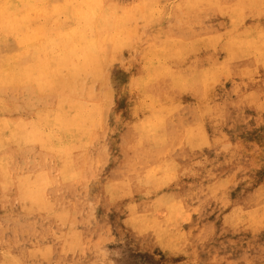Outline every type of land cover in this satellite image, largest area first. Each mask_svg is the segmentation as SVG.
Listing matches in <instances>:
<instances>
[{
	"label": "clouds",
	"instance_id": "clouds-1",
	"mask_svg": "<svg viewBox=\"0 0 264 264\" xmlns=\"http://www.w3.org/2000/svg\"><path fill=\"white\" fill-rule=\"evenodd\" d=\"M62 7L69 18L73 8L85 13L75 52L46 67L31 52L9 57L0 67V108L10 91L32 96L49 129L42 142L67 145L81 177L98 176V192L119 173L125 198L117 212L134 231L149 232L161 208L190 213L188 233L174 212L164 214L168 240H181L177 264H244L213 256L264 245V0H76ZM20 8L0 0V30L22 28ZM121 70L122 104L113 116L110 80ZM229 140L236 148L225 156L221 143ZM226 194L239 203L258 197L260 208L219 234L202 231Z\"/></svg>",
	"mask_w": 264,
	"mask_h": 264
},
{
	"label": "rangeland",
	"instance_id": "rangeland-1",
	"mask_svg": "<svg viewBox=\"0 0 264 264\" xmlns=\"http://www.w3.org/2000/svg\"><path fill=\"white\" fill-rule=\"evenodd\" d=\"M32 1L33 7L37 10L33 8L31 13L33 32L30 52L34 55L35 61L39 57L37 64L40 63L42 67H46L50 60L58 61L63 57L61 51L56 48L57 42H60L61 38L64 39L61 34L79 30L82 19L77 13V8L71 10L69 18L67 10L62 7L67 3L76 2V0ZM39 25L40 27H38ZM36 26L40 28L42 35L40 32L38 33L41 37L34 35L38 31ZM14 43L4 41V44L0 45V49H2L0 58L12 57L16 53L22 52ZM75 45H69L64 55H69L70 50H76ZM72 53L74 52L72 51ZM41 57L45 61L40 59ZM123 81L122 70L114 73L110 80L116 105L113 109V116L119 113L122 104ZM33 99L31 96V106L29 104L28 108H24L20 104L22 98L16 100L13 98L12 102V115L16 119V124L26 121L27 125L20 134L17 132L16 145L14 144L15 146L11 149L13 170L11 173L8 172L6 179L3 177L5 173L0 166V264H177V260L183 255L179 251L181 240L179 236L174 242L168 240L169 237L165 230L170 229L171 225L164 214L175 213L180 222L182 233L190 231L193 216L178 206L171 210L161 208V215L156 217L158 224L149 232L142 235L125 226L123 224L125 217L117 212V208L120 207L119 201L125 198V194L120 190L122 176L115 173L105 186L104 194L98 192L95 183H93L98 179V176L91 180L79 177V175L81 176L79 166L72 160V151L69 152L71 149L67 145H64V148L59 141L50 142V144L42 142L44 132L49 129L41 127L40 116L36 114L38 110L34 107ZM68 99L69 103L73 102L72 98ZM57 103L60 101L57 100ZM82 103H87V101H82ZM47 110V108L44 109L45 113ZM38 123L39 125H37ZM34 143L36 144L34 145ZM235 148L236 146L230 140L221 143V152L225 156L234 154ZM105 151L107 152V149ZM4 152L0 150V164L7 159V153ZM104 162L106 163V160ZM96 163L100 164L99 158ZM193 163L197 164L198 162L193 161ZM234 175H238V173ZM9 177L11 178V188L10 186L5 188L4 184L9 185V183H5ZM238 184L239 181L236 180L230 187H236ZM22 193L28 194L29 198H24ZM27 199L30 201H26ZM28 204L30 205L28 206ZM217 207L219 208L217 213L200 223L202 231L211 233L217 228V234H219V230H222L223 226L235 227L241 224L244 218L255 215L260 205L258 197L250 198L245 203H239L232 195L226 194L217 202ZM130 209L135 210L133 206H130ZM121 211L123 210L121 209ZM140 211L142 212L143 208ZM256 232L258 236L261 235L258 227ZM249 237L251 238V233H249ZM243 247L245 249L243 256H240L239 253L221 254L219 257L214 255L213 261L216 259L234 262L243 260L244 264H257V261L264 260V245L259 241L254 244L245 243ZM31 251L34 254H31ZM46 252H49L48 255Z\"/></svg>",
	"mask_w": 264,
	"mask_h": 264
},
{
	"label": "bare ground",
	"instance_id": "bare-ground-1",
	"mask_svg": "<svg viewBox=\"0 0 264 264\" xmlns=\"http://www.w3.org/2000/svg\"><path fill=\"white\" fill-rule=\"evenodd\" d=\"M36 1V0H35ZM39 1V0H38ZM73 1V0H72ZM15 3H18L20 4L21 8L19 9V15H18V18H17V23L19 25L22 26V28H17V27H11L9 28L7 31H3V30H0V40H3L5 42H12L14 43V45L18 46L19 49L22 51V52H30V47H31V42H32V32H33V28H32V19H31V13H32V9L34 8L33 7V1L32 0H14ZM74 2V1H73ZM40 5V4H39ZM41 5H43L41 3ZM40 5V6H41ZM44 6V5H43ZM37 7V6H36ZM36 9V8H34ZM37 10V9H36ZM43 10V9H42ZM75 10V8H74ZM77 13L79 15V17L82 19H84L85 17V13L81 10V9H77ZM40 11V10H39ZM38 11V12H39ZM76 13V12H75ZM73 17V16H72ZM81 21V20H80ZM39 22V21H38ZM38 22H37V25H38ZM79 23V22H77ZM35 24V23H34ZM75 25V24H74ZM81 26V25H80ZM79 26V27H80ZM37 27V26H36ZM40 27V25L38 26ZM37 27V28H38ZM36 29V28H35ZM40 28H38L37 32L34 33V35H38V37L40 36V34L38 32H40L39 30ZM81 29V27H80ZM80 29L77 30V31H69L68 33L66 32L65 34H61L64 39L61 38V41L60 42H57V47L60 51H61V56H65V52H67L66 50L69 48V45L72 46V44H76L75 46L77 47V44H78V41H79V32H80ZM43 30V28H42ZM41 33V32H40ZM44 33V32H43ZM46 34V33H45ZM42 35V33H41ZM58 35V34H57ZM59 35V36H61ZM36 37V36H35ZM41 37V36H40ZM45 37V36H44ZM47 37V36H46ZM37 38V37H36ZM56 38V37H54ZM14 41V42H13ZM54 41V40H53ZM56 42V41H54ZM48 44V43H47ZM52 44V42H51ZM55 45V44H53ZM52 45V46H53ZM49 46V45H48ZM47 46V47H48ZM35 48V47H34ZM67 48V49H66ZM37 49V48H36ZM43 49V48H42ZM54 49V48H53ZM52 49V51L54 52V50ZM40 50V49H39ZM70 50V49H69ZM36 51V50H35ZM42 51V50H41ZM71 51V52H70ZM69 53L71 54L72 51L75 52V50H70ZM40 52V51H39ZM38 52V53H39ZM58 54V53H57ZM56 54V55H57ZM60 54V53H59ZM67 54V53H66ZM69 54V55H70ZM54 55V54H53ZM53 55H52V58H53ZM34 56V55H33ZM38 56H41V55H38ZM59 56V55H58ZM37 58V56H35ZM9 57H4V58H0V67H6L7 65V59ZM39 58V57H38ZM38 58L36 59L38 61ZM45 58V57H44ZM55 58V57H54ZM42 59V57L40 58ZM39 59V60H40ZM58 59V58H57ZM45 61V59H42ZM40 60V61H42ZM37 61H35L37 63ZM39 63V62H38ZM40 64V63H39ZM43 64V63H42ZM41 65V64H40ZM42 66V65H41ZM30 70V69H28ZM13 98L14 100L18 99V98H22V100H20V104L22 105V107L24 108H28L30 102H31V96L28 94V93H21L19 95H16V96H13V94L11 93V91L5 95L3 97V100L5 102V105H6V108H0V150L1 151H5L4 153H7V159L5 160L4 163L0 164V166H2V171L5 173L4 174V178L6 179V175H8L9 173L12 172L13 170V165H12V160H13V153L11 154V149H13V147L16 145L15 144V140L16 137H17V134L21 133L23 129L26 128V125H27V122L26 121H21L19 122L18 124H16V119L13 117L12 115V102H13ZM69 100V99H68ZM71 100V99H70ZM34 101V99H33ZM69 102V101H68ZM31 106V104H30ZM15 109V108H14ZM37 114V113H36ZM40 119V118H39ZM24 120V119H23ZM38 120V119H36ZM35 120V121H36ZM19 121V120H18ZM39 125V123L37 124ZM36 127V126H35ZM38 128V127H37ZM41 128V127H40ZM18 132V133H17ZM22 139V137H20ZM35 138V136H34ZM25 140V139H24ZM56 142V141H55ZM58 142V141H57ZM29 143V142H28ZM31 143V142H30ZM15 144V145H14ZM21 144V143H20ZM36 143H34L35 145ZM50 144V143H49ZM27 145V144H26ZM19 146V144H18ZM64 146V145H63ZM66 146V145H65ZM64 146V148H65ZM60 147V146H59ZM69 149V148H68ZM48 152V150H46ZM55 151V150H54ZM62 151V150H61ZM71 150H69L70 152ZM65 152V151H64ZM106 152V151H105ZM67 153V152H66ZM107 153V152H106ZM18 154V153H17ZM62 154V153H61ZM4 155V154H3ZM2 155V156H3ZM24 157V156H23ZM39 157V156H37ZM49 157V156H48ZM29 158V157H28ZM42 158V157H41ZM37 160V159H36ZM40 160V159H39ZM43 160V158H42ZM44 161V160H43ZM37 162V161H36ZM46 162V161H45ZM49 162V161H48ZM47 162V163H48ZM60 163V162H59ZM14 164V162H13ZM38 164V162H37ZM58 164V163H57ZM56 164V166H57ZM31 165V164H30ZM43 165V164H42ZM37 166V165H36ZM39 166V165H38ZM29 168V167H28ZM76 168V166H75ZM66 169V168H65ZM35 170V169H34ZM20 171V170H19ZM9 172V173H8ZM24 172V171H23ZM54 172V171H53ZM59 172V171H58ZM76 173H79V171ZM80 174V173H79ZM12 176V175H11ZM78 176V175H77ZM46 177V176H45ZM44 177V178H45ZM79 177H81L79 175ZM2 178V177H1ZM31 179V178H30ZM56 180V179H55ZM86 180V179H85ZM91 180V179H90ZM77 181V180H76ZM88 181V180H87ZM5 183H9V185H5L4 184V187L5 188H8L10 186L11 188V178H7V181ZM64 183V182H63ZM66 183V182H65ZM16 184V182H15ZM50 184V183H48ZM74 184V183H73ZM25 185V184H24ZM60 185V184H59ZM58 185V186H59ZM26 186V185H25ZM75 186V185H74ZM110 186H111V183H110ZM64 188V187H63ZM82 188V187H81ZM78 189V188H77ZM6 192V191H5ZM113 192V191H112ZM10 193V192H9ZM12 193V192H11ZM7 194V193H6ZM104 194V193H103ZM14 195V194H13ZM23 197L24 198H29L26 194V193H22ZM108 196V195H107ZM115 196V195H114ZM11 197V196H10ZM50 197V196H49ZM47 198V197H46ZM64 198V197H63ZM16 200V199H15ZM55 200V199H54ZM78 200V199H77ZM26 201H30L29 199H27ZM25 201V202H26ZM118 201V200H117ZM77 202V201H76ZM16 203V202H15ZM56 203V202H55ZM59 203V202H58ZM48 204H50L48 202ZM47 204V205H48ZM77 204V203H76ZM6 205V204H5ZM9 205V204H8ZM11 205V203H10ZM26 205V204H25ZM30 204H28L29 206ZM51 205V204H50ZM49 205V206H50ZM57 205V204H56ZM1 206V204H0ZM17 207V206H16ZM35 207V206H34ZM61 207V206H60ZM65 207V206H64ZM63 207V209H64ZM2 208V207H1ZM56 208V206H55ZM47 210V208H45ZM53 209V208H52ZM5 210V209H4ZM36 210V209H34ZM33 210V211H34ZM44 210V209H43ZM39 211V210H38ZM54 211V209H53ZM40 212V211H39ZM38 212V213H39ZM46 212V211H45ZM36 213V212H35ZM37 214V213H36ZM70 215V214H69ZM12 216V215H11ZM15 216V215H14ZM17 216V215H16ZM44 217V216H43ZM76 217V216H74ZM16 220V219H15ZM58 220V219H57ZM75 220V219H74ZM62 221V220H61ZM46 222V221H45ZM75 222V221H74ZM69 223V222H68ZM71 223V222H70ZM69 223V224H70ZM72 224V223H71ZM1 225V224H0ZM5 231V229H3ZM16 230V229H15ZM43 230V229H42ZM7 232V231H6ZM27 232V231H26ZM29 233V232H28ZM27 233V234H28ZM53 233V232H52ZM24 234V233H23ZM38 235V234H37ZM139 235V234H138ZM52 237V236H51ZM146 239V238H145ZM10 240V238H9ZM33 240V239H32ZM37 240V239H36ZM53 241V240H52ZM36 242V241H35ZM46 242V241H45ZM147 242V241H146ZM30 243V242H29ZM32 243V242H31ZM22 244V243H21ZM33 244V243H32ZM21 246V245H20ZM33 246V245H32ZM49 246V245H48ZM8 249V248H7ZM32 249V248H31ZM35 249V248H33ZM40 249V248H39ZM6 251V250H5ZM10 251V250H9ZM33 251V250H32ZM31 251V252H32ZM47 251V250H46ZM53 251V250H52ZM3 252V251H2ZM34 252V251H33ZM31 253V254H34V253ZM4 253V252H3ZM11 253V252H10ZM16 253V252H15ZM22 253V252H21ZM25 253V252H23ZM38 253V252H37ZM47 253V252H46ZM49 253V252H48ZM47 253V255H48ZM12 254V253H11ZM27 254V253H26ZM53 254V253H52ZM5 255V253H4ZM7 255V254H6ZM39 255V254H37ZM8 256V255H7ZM28 256V255H27ZM54 256V255H53ZM12 257V256H11ZM10 257V258H11ZM14 257V256H13ZM25 257V256H24ZM38 257V256H37ZM21 259V258H20ZM17 260V259H15ZM1 261V260H0ZM27 261V260H26ZM12 263V262H11ZM14 264V263H13Z\"/></svg>",
	"mask_w": 264,
	"mask_h": 264
}]
</instances>
